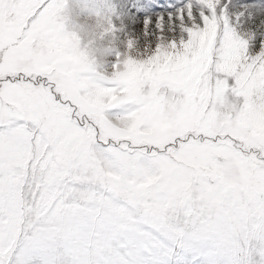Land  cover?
Listing matches in <instances>:
<instances>
[{"label": "rangeland", "instance_id": "rangeland-1", "mask_svg": "<svg viewBox=\"0 0 264 264\" xmlns=\"http://www.w3.org/2000/svg\"><path fill=\"white\" fill-rule=\"evenodd\" d=\"M196 2L213 10L202 25L195 15L202 10L190 9L185 20L165 21L163 32L134 33L125 58L111 66L93 32L65 26V8L75 0H52L19 43L34 9L10 3L3 10L12 19L0 25V67L31 63L55 71L70 96L87 89L76 102L97 117L105 106L144 101L121 118L122 127L105 120L107 134L159 143L196 124L233 140L134 164L121 155L85 154L67 183L51 191L33 182L25 162L0 157V262L23 261L43 247L56 264H154L170 246L191 250V237L203 234L216 247L203 256L217 264L264 245V47L253 50L250 29L238 32L216 15L220 0ZM53 208L59 216L51 232L26 245L25 211L39 221Z\"/></svg>", "mask_w": 264, "mask_h": 264}, {"label": "snow or ice", "instance_id": "snow-or-ice-1", "mask_svg": "<svg viewBox=\"0 0 264 264\" xmlns=\"http://www.w3.org/2000/svg\"><path fill=\"white\" fill-rule=\"evenodd\" d=\"M10 3L27 4L34 9L17 37L19 43L37 24L52 0L42 3L40 0H0V25L12 19L3 17V10ZM190 9L202 10L195 12L201 25L203 16H211L213 12L196 0H75L74 6L69 4L65 8V26L71 25V30L77 33L81 30L93 32L95 39L104 46L111 66L125 58L123 50L128 48L129 41L136 40L134 33L143 36L148 28L163 32L165 21L185 20ZM214 11L217 16L227 17L230 28L238 32L250 29L253 50L264 47V0H220ZM4 63L0 56V65ZM0 93H10L12 97L9 101L0 98V112L4 113L0 115V157L9 162H25L31 169L33 182L40 183L48 191L61 183L66 184L73 167L82 163L81 156L85 154L121 155L129 164H134L149 157L170 156L190 145L223 147L233 140L228 133L216 131L213 134L196 124L173 129L159 143L134 144L129 139L115 138L106 133L104 121L122 127L121 118L144 101L105 106L101 110L102 118L90 115L76 102L87 95V89H81L76 97L70 96L55 71H44L31 63L0 67ZM77 145L79 148L73 152V146ZM202 255L175 245L157 254L154 264H200ZM7 264H56V261L49 249L38 247L23 261L9 257ZM217 264H264V245L223 262L217 261Z\"/></svg>", "mask_w": 264, "mask_h": 264}, {"label": "clouds", "instance_id": "clouds-1", "mask_svg": "<svg viewBox=\"0 0 264 264\" xmlns=\"http://www.w3.org/2000/svg\"><path fill=\"white\" fill-rule=\"evenodd\" d=\"M59 213L56 208H53L51 212H49L46 216H43L39 219V221H35L32 218V213L27 210L24 213V235L22 237L23 242L26 245L32 244L41 236H44L51 232L53 227L56 225L58 221ZM200 235L197 234L196 237H191L192 251L194 253H208L210 255H214L216 251L215 243L211 241H205L199 238ZM165 239H167L165 237ZM181 239H189V237H181ZM217 242H219V237H217ZM200 264H208L207 260L204 256H201Z\"/></svg>", "mask_w": 264, "mask_h": 264}]
</instances>
